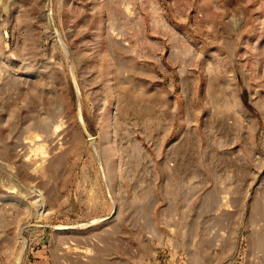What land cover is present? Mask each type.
<instances>
[{"label": "rangeland", "instance_id": "1", "mask_svg": "<svg viewBox=\"0 0 264 264\" xmlns=\"http://www.w3.org/2000/svg\"><path fill=\"white\" fill-rule=\"evenodd\" d=\"M183 154L198 188L156 196L145 264H264V0H0V264Z\"/></svg>", "mask_w": 264, "mask_h": 264}, {"label": "crops", "instance_id": "2", "mask_svg": "<svg viewBox=\"0 0 264 264\" xmlns=\"http://www.w3.org/2000/svg\"><path fill=\"white\" fill-rule=\"evenodd\" d=\"M158 161L167 165L159 170L154 168L152 179L133 191L140 196L134 202L122 204L121 207L112 206L106 216L108 220L105 226H94L91 221L87 226L75 230L72 235H58L55 240L48 242L47 247L42 244V247L37 248V254H34L35 258L31 263L145 264L153 253L149 252L153 249L150 244H155L154 235L146 238V222L155 226L160 219L171 225L176 211L173 204L161 206L160 202L156 203V196L179 195L184 194L186 189L198 188V184L190 182L197 174L191 170V166L186 165L193 161L191 156L165 155L160 156ZM198 161L201 162L199 159ZM176 163L183 165L176 166ZM206 174L209 179L214 171H206ZM211 195L215 201L214 194ZM147 196H152L151 203L145 202ZM122 223L132 226L131 229L124 227Z\"/></svg>", "mask_w": 264, "mask_h": 264}, {"label": "water", "instance_id": "3", "mask_svg": "<svg viewBox=\"0 0 264 264\" xmlns=\"http://www.w3.org/2000/svg\"><path fill=\"white\" fill-rule=\"evenodd\" d=\"M71 78H72V81H73L75 87L77 88V90H78V92H79V88H78L77 83H76V81H75V79H74V75H73V73H71ZM78 116H79V120H80V123H81V126H82L83 131L85 132L86 136H87L89 139H91V138H92V135L90 134V132L87 130V128H86V126H85V123H84L83 118H82V112H81V108H80V106H78Z\"/></svg>", "mask_w": 264, "mask_h": 264}, {"label": "bare ground", "instance_id": "4", "mask_svg": "<svg viewBox=\"0 0 264 264\" xmlns=\"http://www.w3.org/2000/svg\"><path fill=\"white\" fill-rule=\"evenodd\" d=\"M92 138H93V136H92ZM92 138H91V139H92ZM91 141H92V140H91ZM92 142H93V141H92Z\"/></svg>", "mask_w": 264, "mask_h": 264}]
</instances>
